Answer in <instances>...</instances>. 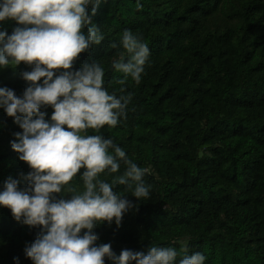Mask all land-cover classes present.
<instances>
[{"label": "trees", "instance_id": "16d2710c", "mask_svg": "<svg viewBox=\"0 0 264 264\" xmlns=\"http://www.w3.org/2000/svg\"><path fill=\"white\" fill-rule=\"evenodd\" d=\"M140 2L137 9L135 0H101L91 19L104 38L72 64L75 70L96 60L109 93L120 95L121 87L131 93L124 117L99 132L146 169L143 179L151 185L150 198L143 201L125 185L113 187L136 208L122 215L119 227L99 222L95 243L110 242L118 255L125 248L146 252L154 244L179 249L177 241L185 240L189 252L205 254L204 264H264V0ZM16 26L12 19L0 21L6 34ZM124 29L150 49L139 84L131 78L118 84L122 74L111 67L123 51ZM31 67L21 61L0 68V86L21 95L31 82L20 73ZM40 110L45 119L53 111L50 105ZM18 131L0 108V187L8 176L18 179L20 188L27 184L22 177L31 169L9 144ZM124 168L121 163L117 173L105 170L99 178L111 182ZM82 171L66 186L73 192L62 189L51 196L69 199L81 191ZM38 230L0 206V264H14L13 257L33 264L23 248Z\"/></svg>", "mask_w": 264, "mask_h": 264}, {"label": "clouds", "instance_id": "9594fccd", "mask_svg": "<svg viewBox=\"0 0 264 264\" xmlns=\"http://www.w3.org/2000/svg\"><path fill=\"white\" fill-rule=\"evenodd\" d=\"M101 0H0V21H16L10 34L0 30V68L21 61L31 65L20 76L31 82L17 96L13 89L0 86V108L13 118L22 131L13 133L9 144L18 159L31 171L19 180L8 176L0 187V206L10 209L13 218L28 226H39L35 238L26 242L23 254L33 264H204L205 254L189 252L187 241L180 247L151 245L146 252L122 249L118 255L110 242L97 245L94 227L101 221L119 227L122 215L136 203L113 191L125 185L137 201L150 198L151 185L143 179L146 169L130 160L122 147L99 130L115 127L123 118L131 93L119 89L109 93L104 85V68L92 60L72 70L79 53L99 44L104 36L92 22ZM88 5H92L88 9ZM137 9L142 7L135 0ZM86 28V31H81ZM123 51L111 61L117 80L128 78L139 84L150 49L139 35L124 29L119 40ZM111 47L116 48L114 41ZM56 69L62 71L55 72ZM41 78H43L41 80ZM40 81V83H36ZM42 105L53 111L45 119ZM92 129L95 134H88ZM106 181L105 170L117 173ZM83 188L69 199H55L52 193L73 192L66 187L78 173ZM81 229L85 231L81 234ZM14 264H20L13 257Z\"/></svg>", "mask_w": 264, "mask_h": 264}]
</instances>
